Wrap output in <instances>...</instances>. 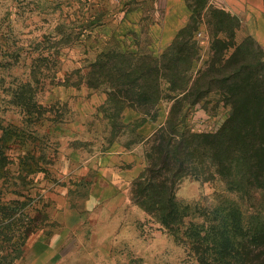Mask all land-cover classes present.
I'll use <instances>...</instances> for the list:
<instances>
[{"label":"rangeland","instance_id":"rangeland-1","mask_svg":"<svg viewBox=\"0 0 264 264\" xmlns=\"http://www.w3.org/2000/svg\"><path fill=\"white\" fill-rule=\"evenodd\" d=\"M183 1L184 26L194 31L185 50L197 67L217 48L227 46L226 57L240 49L264 93V48L240 23L233 36L216 33L215 11L227 13L217 0ZM166 2L0 0V264H211L131 194L173 94L165 85L157 107H129L124 84L167 80L163 69L147 74L164 53ZM229 112L213 92L187 124L213 133ZM255 186L228 189L187 175L175 197L188 208L186 224L247 226L264 217V191Z\"/></svg>","mask_w":264,"mask_h":264},{"label":"trees","instance_id":"trees-1","mask_svg":"<svg viewBox=\"0 0 264 264\" xmlns=\"http://www.w3.org/2000/svg\"><path fill=\"white\" fill-rule=\"evenodd\" d=\"M215 20L216 33L232 29L233 36V28L239 26L235 17L222 10L215 11ZM192 30L189 25L182 27L160 59L153 60L147 74L157 76L163 69L164 84L157 80L138 83L139 78L124 84L127 93H132L129 107H157L165 85L173 94L168 98L167 118L151 138L145 167L133 179L131 194L144 212L173 230L198 257H212L211 264H264V217H253L247 226L186 224L188 208L175 197L176 187L187 175L205 182L218 178L228 189H255L260 184L264 191V93L252 80V64L240 49L226 57L229 50L224 46L217 48L205 67H197V56L193 60V54L185 50L194 41ZM214 38L213 43L220 46V38ZM196 48L193 43L191 49L197 55ZM185 64L188 68L182 70ZM185 72H190L186 81ZM143 75L139 70V77ZM213 92L221 95L229 114L213 133L192 131L187 124L190 109ZM11 221L18 224L15 218ZM15 230L20 228L10 229Z\"/></svg>","mask_w":264,"mask_h":264},{"label":"crops","instance_id":"crops-1","mask_svg":"<svg viewBox=\"0 0 264 264\" xmlns=\"http://www.w3.org/2000/svg\"><path fill=\"white\" fill-rule=\"evenodd\" d=\"M219 6L235 17L247 35L264 48V0H217ZM167 16L160 31L159 45L163 49L171 44L186 23L183 0H167Z\"/></svg>","mask_w":264,"mask_h":264},{"label":"built area","instance_id":"built-area-1","mask_svg":"<svg viewBox=\"0 0 264 264\" xmlns=\"http://www.w3.org/2000/svg\"><path fill=\"white\" fill-rule=\"evenodd\" d=\"M116 1H119V0H116Z\"/></svg>","mask_w":264,"mask_h":264}]
</instances>
